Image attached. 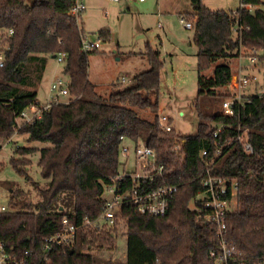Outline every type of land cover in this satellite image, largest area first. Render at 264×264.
<instances>
[{
    "label": "trees",
    "instance_id": "1",
    "mask_svg": "<svg viewBox=\"0 0 264 264\" xmlns=\"http://www.w3.org/2000/svg\"><path fill=\"white\" fill-rule=\"evenodd\" d=\"M191 1L193 12L182 16L191 23L195 19L197 100L209 99L205 106L196 105V133L182 135L165 133L159 124L164 66L159 51L148 46L141 54L148 70L136 75L129 88L115 84L105 98L89 79L90 57L98 50H81L85 30L70 15L75 0H0V38L7 44L1 49L5 58L0 67V147L14 135L22 112L40 104L37 89L49 55L66 54L63 72L70 76L72 96L69 103L53 105L41 120L18 129L29 142L45 145L16 148V157L11 159L13 168L35 188L38 200L10 187V211L0 218V241L21 253L33 251L39 264H116L93 252L117 250L121 219L127 228L123 264H215L217 228L190 209V203L204 191L199 178L208 160L213 175L236 180L239 188L237 207L227 220L228 239L236 248L231 264H264V95L246 97L243 105H236L234 116L215 108L230 97L219 89L229 88L232 82L231 60L239 58L245 48L264 53V0H240L236 11H214L203 0ZM99 34L101 40H110L109 30ZM262 52L260 61L264 60ZM211 68L213 75L208 77L205 72ZM244 131L251 153L237 140ZM122 138L134 147L145 142L156 152L165 173L153 188L179 186L167 215L153 217L124 207L113 230L82 231L73 249L55 250L44 261L43 239L57 233L64 218L82 225L85 219L95 221L102 215L105 193L121 173ZM178 139L185 141L183 161L172 151ZM204 149L208 150L205 161ZM37 153L44 185L29 174L28 157ZM3 166L0 163V171Z\"/></svg>",
    "mask_w": 264,
    "mask_h": 264
},
{
    "label": "rangeland",
    "instance_id": "2",
    "mask_svg": "<svg viewBox=\"0 0 264 264\" xmlns=\"http://www.w3.org/2000/svg\"><path fill=\"white\" fill-rule=\"evenodd\" d=\"M86 6L87 10L82 17L87 40L96 42L100 40L99 33L102 29L110 31V40L108 42L101 40L102 47L97 51L98 54L90 57L89 79L95 84L97 92L107 98L110 92L117 87L115 84L120 85L121 89L131 87L133 78L149 68L141 54L146 52L147 47L150 46L160 52L164 64L159 115L170 117L171 124L178 133L195 134L199 122L195 113L196 105L205 106L209 98L205 96L197 100L198 47L194 41V30L187 29L179 16L190 11L189 0H164L162 8H160V0H145V2L122 0L120 3L109 0H86ZM191 21L194 23L195 19ZM79 22L82 26V19ZM4 40L5 38H0V49L6 48L7 44ZM242 53L239 58H234L232 59L234 61L230 62L232 74L237 76L242 67H247L243 74L245 76L257 75L259 93L264 90V64L261 65L263 69L260 74L258 71L254 72V67L247 58L251 53L250 49L245 48ZM47 59L44 77L37 89L41 106L47 105L52 94L51 86L57 78L64 83L70 82V76L63 72L65 62H59L52 55H49ZM213 70L214 68H211L205 74L210 77L213 75ZM124 78L126 82H122ZM255 84L252 82L247 90L244 89L246 94H256ZM219 93L231 96L233 90L223 88L219 89ZM69 98L71 97H61V100L68 101ZM227 99L229 97L225 100ZM215 108L223 112L221 103L215 104ZM143 112L147 117H152L147 111ZM18 121L19 125L24 123L23 120ZM2 146L0 160L4 166L0 171V203H9L11 186L30 193L32 200L37 201L38 195L35 188L27 184L25 178L13 168L11 159L16 157V148H42L45 145L39 142H29L27 135L15 132ZM131 148L128 160L123 155L120 156L121 173L135 171L136 159L133 147ZM177 157L182 159L183 155H177ZM39 158L38 153L28 157L31 161L29 174L34 181L44 185L38 167ZM109 196L110 194L106 192L105 197ZM193 205L194 202H191V209H194ZM126 231V224L122 223L117 233L116 251H94L93 254L105 262L112 260L116 264H123L127 257Z\"/></svg>",
    "mask_w": 264,
    "mask_h": 264
},
{
    "label": "built area",
    "instance_id": "3",
    "mask_svg": "<svg viewBox=\"0 0 264 264\" xmlns=\"http://www.w3.org/2000/svg\"><path fill=\"white\" fill-rule=\"evenodd\" d=\"M113 2H120L121 0H109ZM145 2V0H139ZM87 10L86 0H75L71 9L70 15L80 23L81 16ZM182 23L189 30L193 29V23L187 21L185 17L181 16ZM13 32L11 31L10 34ZM83 52H93L101 49V39L96 42H89L84 33L81 37ZM243 52V49H242ZM243 53H241L242 55ZM260 52L251 51L247 56L250 59L254 71L261 69L264 60L260 61ZM4 52L0 49V67L4 65ZM59 62L65 61L66 54L61 52L57 57ZM247 67H242L237 76H233L232 82L229 87L233 89V94L229 99L225 100L222 104L223 113L228 116L235 115L236 105H243L246 97H243L242 92L247 89L249 84L254 82L258 83L256 74L245 76L244 70ZM259 72V70H258ZM122 82H126L124 78ZM70 82L64 83L60 78H57L51 86V96L46 106L32 105L25 109L21 116L17 119L15 125V132L24 124L34 123L43 117V113L48 111L53 105L61 103H69L72 100L70 94ZM264 95V90L258 93ZM61 97L69 98L70 100H61ZM18 120H23V124L19 125ZM171 118L168 116L159 115V124L165 133L176 131L172 126ZM220 131V129H219ZM247 131L243 135H239L237 140L243 143L244 148L248 152H252V146L246 139ZM218 132L215 134L217 137ZM121 155L129 159L131 147L135 154V171H127L120 173L114 180V184L108 189L110 196L106 198L104 211L102 215L95 221L85 219L82 225L72 223L68 218L62 221V228L55 234L43 239L42 250L45 255L44 261L55 250L66 253L68 250L73 249L75 246L78 234L82 231L86 232L87 229H95L99 233L102 230H113L117 223V218L120 211L124 207H134L140 214L162 217L167 215L169 211L170 201L174 198L179 190L178 185H160L153 188V184L157 180L162 179L165 173V167L158 164L156 152L147 146L145 142L140 141L136 147L123 140ZM11 142V140L9 141ZM184 140L178 139L173 147V153L183 155ZM131 146V147H130ZM3 146L0 147V152ZM208 150L201 152V157L206 160ZM184 156L182 157V161ZM207 170L205 174L200 176V184L204 191L199 193L194 200V210L197 213V218L204 220L206 224H213L217 228L219 238V250L212 253L215 264H231L236 254L234 244H231L228 235V217L235 211L237 207V194L238 184L237 181L221 178L213 175L210 171L212 162L206 160ZM1 163V160H0ZM200 202L201 206L197 203ZM191 209V208H190ZM8 204L0 203V218L9 212ZM120 223L123 221L120 219ZM0 264H39L36 255L33 251L27 250L21 253L16 250L13 245L4 241H0Z\"/></svg>",
    "mask_w": 264,
    "mask_h": 264
},
{
    "label": "crops",
    "instance_id": "4",
    "mask_svg": "<svg viewBox=\"0 0 264 264\" xmlns=\"http://www.w3.org/2000/svg\"><path fill=\"white\" fill-rule=\"evenodd\" d=\"M120 2H122V0ZM120 2H118V3H120ZM163 2H164V0H160V8L163 7ZM189 3H190V8L191 9H190V11H187L186 14L193 12L192 1L189 0ZM203 3L205 4L206 7H208L211 10H214V11H216V10L236 11L241 5L240 4V0H203ZM179 16H182V15H179ZM81 19H82V26L84 28L85 27L84 19H83V17ZM84 30H85V28H84ZM232 61H234V60H231V62ZM231 67H232V65H231ZM261 69H263V68H261ZM261 69H258L259 70V74L261 72ZM258 70H255V71H258ZM233 76L235 77L236 75H233ZM122 81H123V79H122ZM255 85H256V94H257L258 91L260 90L259 89V83H256ZM229 88H231V87H229ZM247 89H245V90H247ZM244 91H243V96L244 97H248L250 95H253V94H246V91L245 92Z\"/></svg>",
    "mask_w": 264,
    "mask_h": 264
}]
</instances>
